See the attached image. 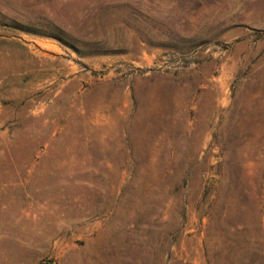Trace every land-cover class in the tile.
<instances>
[{"label": "rangeland", "instance_id": "1", "mask_svg": "<svg viewBox=\"0 0 264 264\" xmlns=\"http://www.w3.org/2000/svg\"><path fill=\"white\" fill-rule=\"evenodd\" d=\"M0 264H264V0H0Z\"/></svg>", "mask_w": 264, "mask_h": 264}]
</instances>
